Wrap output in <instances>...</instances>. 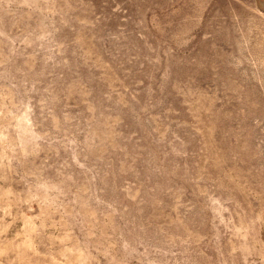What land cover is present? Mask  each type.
<instances>
[{
    "label": "rangeland",
    "instance_id": "374dc122",
    "mask_svg": "<svg viewBox=\"0 0 264 264\" xmlns=\"http://www.w3.org/2000/svg\"><path fill=\"white\" fill-rule=\"evenodd\" d=\"M0 264H264V0H0Z\"/></svg>",
    "mask_w": 264,
    "mask_h": 264
}]
</instances>
